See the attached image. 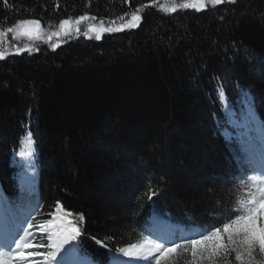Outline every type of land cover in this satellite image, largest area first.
Here are the masks:
<instances>
[{"label": "trees", "instance_id": "trees-1", "mask_svg": "<svg viewBox=\"0 0 264 264\" xmlns=\"http://www.w3.org/2000/svg\"><path fill=\"white\" fill-rule=\"evenodd\" d=\"M178 2L0 0V31L22 19L40 20L43 30L40 40L9 34L0 44L10 53L0 61V226L11 219L6 207L17 215L39 203L34 215L42 221L59 202L74 217L84 215L81 247L106 263L108 250L91 237H111L109 248L149 233L176 239L192 224L220 226L234 214L240 185L232 176L243 165L228 136L245 130L230 123L231 111L239 123V84L262 101L264 119V76L253 75L243 58L245 46L264 56V0L163 10ZM137 9L138 28L84 37L89 24L119 25ZM81 15L96 20L82 22L80 34L48 41L60 21ZM25 44L39 51L15 54ZM216 78L224 85L220 99ZM27 130L37 149L34 199L25 183L32 170L14 154ZM250 135L258 148L259 130ZM149 189L158 193L152 200ZM155 214L176 230H155ZM174 264H190L189 254Z\"/></svg>", "mask_w": 264, "mask_h": 264}, {"label": "snow or ice", "instance_id": "snow-or-ice-1", "mask_svg": "<svg viewBox=\"0 0 264 264\" xmlns=\"http://www.w3.org/2000/svg\"><path fill=\"white\" fill-rule=\"evenodd\" d=\"M236 4L237 0H183L180 4L172 7H164V11L175 13L177 9L194 10L202 12L209 7L215 8L221 4ZM7 4V0H5ZM140 10L131 13L130 19L125 21L119 17L121 23L109 21L105 27V21L100 20L99 26L89 24L87 31L83 34L95 33L99 40L103 33L121 32L125 29H136L141 22ZM127 15V14H125ZM96 20V17L81 15L74 21L64 19L59 23V29L48 35V41L53 37H67L73 31L80 34V25L84 21ZM9 34H14V39L19 41L26 37L28 40H40L43 36L41 22L38 19H22L14 26L7 27L6 31H0V44L7 43ZM15 54L23 52L39 51L28 44L14 46ZM54 49L60 47L59 43H53ZM240 52L239 49L236 50ZM244 60L249 64V71L256 76H264V56L255 53L254 50L243 48ZM10 53L0 50V61L5 60ZM217 79V99L223 98L224 85ZM242 106V116L237 123L236 113L229 110L233 116L230 121L235 127L243 128L245 131L235 138L229 133L230 143L239 145L237 152L243 165V172L239 169L232 179L240 185L234 197L231 212L234 213L229 219L222 222L220 226L201 227L192 224L176 239L149 238L144 236L138 242L129 243L124 247L109 248L106 239L91 237L97 245L108 250L107 264H174L181 254H189L190 264H233L230 257L234 256L237 264H264V119L259 118L258 101L253 89L236 85ZM31 120V110H29ZM27 128V125L25 126ZM260 132V143L257 148L254 138L250 135L253 130ZM227 131V129H225ZM20 150L18 154L27 162V168L31 173L25 171V183L31 185L29 192L34 199L35 185V159L37 156L36 141L33 139L31 130H27L20 139ZM23 167V166H22ZM251 173V175H248ZM158 193L149 189L146 193L148 200H152ZM7 202V201H6ZM40 205H30L19 215H15L11 206L6 207L4 212L11 216L12 224L7 225L5 219L4 234L0 236V264H104L103 261L84 252L81 247L80 238L83 236L81 222L85 217L83 214L73 216V213L65 210L64 206L57 202L53 212L48 213L50 217L38 221L34 213L39 212ZM259 254L260 259H257Z\"/></svg>", "mask_w": 264, "mask_h": 264}, {"label": "rangeland", "instance_id": "rangeland-1", "mask_svg": "<svg viewBox=\"0 0 264 264\" xmlns=\"http://www.w3.org/2000/svg\"><path fill=\"white\" fill-rule=\"evenodd\" d=\"M183 2V0H179V2H178V4H180V3H182ZM177 4V5H178ZM170 8V7H169ZM116 26H119V25H116ZM106 27V26H105ZM126 30H132V29H125L124 31H126ZM85 31H87V29L85 30ZM122 32V31H121ZM104 34V33H103ZM102 34V35H103ZM89 36H91V38H89L88 36H85L84 35V37L85 38H87V39H92V38H95V33H89ZM26 38V37H25ZM29 173H31V171H28ZM137 264H141V262H137Z\"/></svg>", "mask_w": 264, "mask_h": 264}]
</instances>
